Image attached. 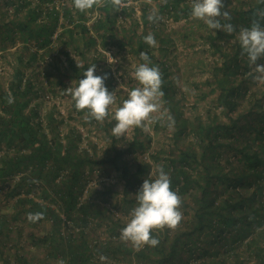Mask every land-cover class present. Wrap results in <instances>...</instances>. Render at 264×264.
Segmentation results:
<instances>
[{"label":"trees","instance_id":"trees-1","mask_svg":"<svg viewBox=\"0 0 264 264\" xmlns=\"http://www.w3.org/2000/svg\"><path fill=\"white\" fill-rule=\"evenodd\" d=\"M223 2L225 7L222 11L229 12L231 20L221 18V23L235 26L236 31L231 34L217 29H208L206 33L200 28L191 27L193 20H198L200 25L205 23L192 17L191 0H162L158 4L160 11L173 20L184 18L183 24L190 27L183 33L184 39L195 32L203 36L218 54L212 59L211 76L218 92L216 102L222 109L221 113H208L206 119L185 118L177 105L179 101L174 95L172 79L168 77V53L175 39L170 32L162 31L160 26L151 27L148 18L151 4L147 0L140 1L142 26L135 14V5L122 6L116 11L111 0H102L101 4L94 5L85 12L76 10L72 0L60 4L55 0H20L7 21L3 22L0 18L1 50L7 47V39L15 41L20 38L22 41L21 47L12 52L16 63L11 61L13 71L8 85L0 83V181L18 176L15 184L8 186L9 193L19 194L24 190V196L18 202L29 204V209L33 212L43 213V216L51 218V229L35 240L46 245L48 256L69 253L72 255L70 264H99V261L91 259L94 252L118 254L131 250L123 240L98 241L90 245V230L87 226L91 220L110 218L117 222L121 219L114 220L113 212L103 201L111 186L101 188L94 185L90 189V197L82 199L87 178L95 166L120 169L125 180V192L132 190L134 193L131 197H126L125 201L129 206L136 207V192L142 186L143 178L155 179L158 174L156 169V173L150 175L153 163L146 160L138 161L133 171L130 169L131 161L125 150L144 151L149 144L138 138L141 134L140 127H137L136 137L128 148L121 149L113 142L104 150L103 155H98L95 142L89 143L93 149L82 147L80 130L71 127L64 136L61 135V118L53 110L46 113L44 125L42 117L40 120L36 119L39 116L37 104L30 106L38 93L35 85L38 82L36 73L39 71L37 67H32L27 72V66L31 62H38L46 54L57 59L64 54L67 64L57 61L55 71L49 67L41 71L47 84H50L49 88L54 87L53 83L57 81L64 89L66 78H76L78 81L83 79L84 71L96 62L97 56H90L89 59L88 51L93 45L94 50L98 51L96 44L99 40L104 45H129L139 59L141 52L146 53L149 66H156L160 70L163 81L161 90L178 125L176 139L180 138L179 134L182 132L195 135V141L179 145L178 149L170 150L164 157L157 151L152 154L155 160H161L158 168L162 167L169 175L171 190L178 194L181 205L191 206L194 212L188 219L189 222H185L181 231L172 239L169 228L165 233L153 229L151 235L159 240V244L155 247L145 245L136 250L138 263L175 264L173 259L181 257L185 250L192 254H196L198 249L206 251L207 248L201 245H205L207 240L200 237L205 230L212 234L213 241L210 242L214 244L218 243L220 237L225 243L236 242L243 239L256 223L264 222V126H260V121H264V94L258 96L254 92L248 98V111L236 116L232 114L239 104L240 85L246 84V79L237 81V76L250 69L247 57L241 55L238 32L242 27H249L253 19L259 20L261 26H264V18L259 15L264 12V0ZM95 7H98L100 14L91 24H87V20L91 18L88 12ZM122 15L123 20H119ZM157 16L159 17L158 13ZM59 26H62V30L56 33ZM149 34L158 41V51L145 43L144 37ZM30 41L36 44L35 47L29 46ZM72 49L76 51V55L82 56L81 64L72 56ZM263 60L264 57L257 63H263ZM141 63L145 61L141 60ZM9 94L14 98L11 104L8 103ZM222 113L229 119H223ZM252 115L256 116L255 122L250 121ZM90 120L97 122L95 119ZM106 121L107 117L103 122L107 129H112L116 122L114 119ZM98 124L102 125V122ZM249 126L256 130L260 140L254 141L257 146L250 139L242 145H236L235 133L242 132ZM224 147L226 150L235 149L239 152L237 170V166L233 167L229 159L221 161V156L225 154L221 148ZM231 170L233 173H230ZM137 181L141 183L135 187ZM36 184L44 199L51 197L58 202L65 218L50 202L37 200L29 195ZM17 214L18 212L14 216L0 214V249L4 251L8 244L13 247V255L21 263L35 264L25 253H20L25 247L24 239L20 237L21 228L12 237L16 231L13 219ZM67 220L73 223V227L65 232L63 224ZM263 242V228L247 241L248 247L254 249L260 260L264 259ZM232 253L231 257L238 264H243L244 260L239 259L238 251L233 250ZM219 254L220 251L215 250L212 255ZM208 264H224V261L211 259Z\"/></svg>","mask_w":264,"mask_h":264},{"label":"rangeland","instance_id":"rangeland-1","mask_svg":"<svg viewBox=\"0 0 264 264\" xmlns=\"http://www.w3.org/2000/svg\"><path fill=\"white\" fill-rule=\"evenodd\" d=\"M18 1L20 0H0L1 21H7V19L11 17L10 15L13 13L15 4ZM55 1L60 4L61 2H66L68 0ZM123 1H131L130 4L135 5V14L139 18L142 26L141 0ZM147 1L151 4L149 7L151 9V13L155 12L156 14H159V19L151 22V27L160 26L162 31L170 32L175 39V42L170 46L168 53V64L170 65V73L168 77L172 79L173 89H175L174 95L179 101L177 105H179L182 109L183 117H189L191 119L202 117L206 119L208 113L210 112L221 113L222 106L218 105L216 102L218 92L217 89L214 88L215 83L211 76L212 59L216 54L214 49L203 36L198 35L195 32L190 34L189 37H187L188 39H184L183 33L190 27L183 24L184 18L182 20H173V18L167 16L165 12H161L158 4L162 0ZM88 13L91 15V18L87 20V24H91L92 20L100 14L98 7H95L93 11H89ZM22 15H25V11L22 12ZM123 18L124 15L119 16V20H123ZM191 22V27L200 28L201 31L206 33L208 29H210L206 23H201L200 25L198 20H193ZM60 30H62V26L58 27L56 33ZM6 41L7 47L3 50L0 48V83L3 85H8V81L12 75L13 68L11 61L16 63L15 55L12 54V52L17 50L22 45L20 38H17L15 41L12 39H7ZM35 45L36 44L33 41L29 42V46L31 48L35 47ZM96 45L98 51L94 50L95 45H93L90 47V50L88 51L89 53H87L89 55V59H91L90 56H97V60L95 62V75L102 76L107 74L105 84H107V88H110V91L114 92L115 103L109 106V114L107 116V121H112L116 108L122 106L123 101L128 98V91L140 86L138 81H136L133 77V72L141 63V60L133 51H131L129 45H104L101 40H99ZM154 47V51H158V41H156ZM75 53L76 51L72 49V56H74L79 64H81L82 56L79 54L76 55L77 53ZM59 57L60 59H57L46 54L45 58L41 57L38 62H31L27 66V72H30L32 67H37V70H39L36 73L38 82L35 85V88H38V93L30 103V106H34L36 104L38 106L39 116H36V119L40 120V117H42L44 125H46L45 115L48 111L53 110L54 113L61 118V122L59 124L61 135L64 136L71 127L80 130L82 132V147H90V149H93L89 143L95 142L97 144L98 155H103L104 150L111 146L113 142H115L116 146L121 149L128 148L130 143L135 139L138 128L135 126L130 127L123 136L116 137L112 134V129H107L104 126V120L97 122L91 121L86 114L87 110L78 111L74 106V101L71 96L65 94V89L70 86L75 87L78 85V80L76 78H66L64 89L60 87L61 85L57 81L53 83L55 84L53 85L54 87L51 86V88H49L50 84H47L46 77L41 73V71L47 67L55 71L54 65H56L57 61H59L60 64H67L64 54L61 56L59 55ZM262 64H264V60ZM250 71L251 69L247 70L245 73H239L237 76V81L246 79V84L240 85L241 92L239 95V104L233 111V116L241 115L248 111L250 107L248 98L254 92L258 96L264 94V83L255 82L252 77L248 75ZM159 104L160 110L152 113L150 115V119L144 122L146 130L145 128H139L141 129V134L138 138L144 139L149 143L147 144L146 149L138 152L132 151L131 149L125 150V154L131 161V171L135 169V164L138 161L146 160L153 163L150 171V175H153L156 173L155 170L158 169V165L161 164V160H155L152 157V154L155 153V151L164 157L170 150L178 149L179 145L188 143V141H195V135L191 132H182L179 134L180 138L178 140L176 139L178 125L170 113L171 107L164 99V96L159 97ZM168 116L172 119L169 120ZM221 116L225 120L229 119L226 114L222 113ZM250 121L255 122L256 116L252 115ZM98 122H102V125L98 124ZM247 123L248 122H246V124ZM115 124L116 122L114 123V126ZM260 126H264V121H260ZM43 127L48 129L46 126ZM235 135L237 136L234 141L236 145H242L248 139H250L251 142L260 141L256 135V130H254L252 126H249L242 132L235 133ZM232 137L234 138V136ZM256 142H254L255 147L257 146ZM221 149L223 150V153H225L221 156V161L224 162V160L229 159L232 161L231 164L233 167L237 166V170L240 161L239 152L235 149L226 150L225 147ZM230 173H233V171L231 170ZM17 179L18 176H14L13 178L0 181V214H11L14 216L18 212L17 217L13 219L16 231L13 233L12 237H15L19 232L18 230L21 228L22 231L20 233V237L24 239L23 246L25 247L21 249L20 253H25L30 258V261L35 262V264H43L46 261L54 259V257L47 255L49 251L47 250L46 245H43L42 242H35V240L43 237L51 229L52 221L51 218L46 216H43L42 219L36 220L35 222L28 220L27 214L36 212L29 209V204L18 202V199L24 196V190L21 192L22 194H10L8 191V186H13ZM144 179H146V177H144L143 180ZM140 183L141 181L135 182V187H138ZM94 185H99L101 188L111 186V190L106 194L105 200L103 199V201L104 204L113 212V219L121 220L117 222L112 221L110 218L91 220L87 226L90 230L88 240H91L92 238V240H98L100 238L101 242L110 241L112 239L115 242H118L122 240L120 238L121 229L124 228L130 221V213L132 209L135 208L134 206H129L125 199L126 197H131L134 193L132 190L128 191V193L125 192V180L121 170L112 168L111 166H108L107 168L95 166L92 173L89 174L87 178V184L84 188L82 199L90 197V189ZM243 191L246 192V190ZM29 195L37 200L46 201L48 203L50 202V205L62 214V211L59 209L58 202L53 200L51 197L44 199L41 195V189L37 186V184L33 186ZM179 210L182 212V220L175 229H170L169 233L171 239L174 238V235H176L178 231H181V227H183L182 225L185 222H189L188 219L193 216L194 212V209H192L189 205H181ZM63 225L65 232L66 229L68 230L73 227L72 222L70 226H67V222ZM262 228L264 229V222L256 223L248 231L249 233L246 232L243 239L236 242L230 241L225 243V241L220 237L217 240V244L210 242L211 240L213 241L212 234L206 232L205 230L200 237L206 238L207 240L205 245H201V247L205 246L204 248H207L206 251L201 252V249H198L196 254H192L185 250L182 252L181 257L174 258L173 261L175 264H200L201 262H206V264H208L211 259H222L224 264H238V262L235 261V258L231 257V255L234 254L232 253L233 250H237V254L240 257L239 259L244 260L243 264H264V259L260 260L258 255L254 252V249L249 248L247 245L248 239H250L253 234ZM158 230L161 233H165L168 228L165 227ZM126 244L131 250L118 254L104 253L106 259L99 261V264H140L138 263L135 251L145 245L135 247L131 242H126ZM4 249V251L0 249V264H12L13 260L20 263V261L13 255L14 250L12 246L7 244ZM215 250L220 251V254L213 256L212 254H214ZM168 262L173 263L171 261Z\"/></svg>","mask_w":264,"mask_h":264},{"label":"clouds","instance_id":"clouds-1","mask_svg":"<svg viewBox=\"0 0 264 264\" xmlns=\"http://www.w3.org/2000/svg\"><path fill=\"white\" fill-rule=\"evenodd\" d=\"M73 6L80 12L92 9L94 5L101 4L102 0H72ZM116 11L123 6V0H111ZM225 4L223 0H191V15L195 19L202 20L210 29L225 31L228 34L236 31L231 23H221V18L230 21L231 15L222 11ZM259 15L264 18V12ZM149 21L159 19L155 12L150 13ZM238 41L241 46L242 56L247 57L251 71L248 73L255 82L264 83V64L257 63L264 57V26L257 19H253L249 27H242L238 32ZM145 43L154 46L156 40L152 34L144 37ZM140 63L133 72V77L138 81V87L128 91V98L122 106L116 108L113 119L116 121L112 128V134L116 137L123 136L130 127L145 128V121L150 115L160 110L159 97L163 96L161 90L162 76L156 66L150 67L149 57L146 53H140ZM79 66V65H78ZM96 64H92L83 73V79H79L78 85L65 89V94L70 95L75 108L87 110V116L96 121H103L108 116L110 105L115 103L113 91L105 86V75H95ZM14 102L9 94L8 103ZM166 114V113H165ZM164 115V114H162ZM168 119L172 118L168 116ZM146 130V128H145ZM155 179H144L142 186L136 192L137 206L132 209L131 219L121 229L120 238L131 242L133 246L148 245L155 247L159 240L151 235L153 229H175L182 220V212L179 210L181 199L171 190L169 175L158 168ZM28 220L35 222L43 218V213H28ZM58 264H65L63 260Z\"/></svg>","mask_w":264,"mask_h":264},{"label":"built area","instance_id":"built-area-1","mask_svg":"<svg viewBox=\"0 0 264 264\" xmlns=\"http://www.w3.org/2000/svg\"><path fill=\"white\" fill-rule=\"evenodd\" d=\"M131 1H123V6H127L128 4H130ZM62 215L64 216L65 218V215L63 214L62 212ZM71 224V221L70 220H67V226H70ZM73 224V223H72ZM93 239V238H92ZM89 240V243L90 245H93V243L95 242H100V238L97 240V239H94V240ZM93 256H91V259L93 260H97V261H102V260H105L106 259V256L103 254V253H98V252H94V254H92ZM71 254L67 253V254H64V253H58L54 259L50 260V261H46L44 262L43 264H58L59 261L63 260L65 262V264H70V259H71ZM12 264H23V263H19L15 260L12 261Z\"/></svg>","mask_w":264,"mask_h":264}]
</instances>
